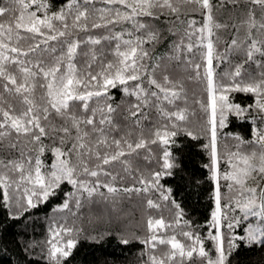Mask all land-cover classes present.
I'll return each mask as SVG.
<instances>
[{"label":"snow or ice","instance_id":"obj_1","mask_svg":"<svg viewBox=\"0 0 264 264\" xmlns=\"http://www.w3.org/2000/svg\"><path fill=\"white\" fill-rule=\"evenodd\" d=\"M236 122L247 139L225 131ZM182 140L208 154L203 225L161 183ZM0 152L6 218L50 206L44 239L16 241L37 264H66L86 209L116 223L122 194L173 211L140 235L120 227L142 264H231L238 240L264 246V0H0Z\"/></svg>","mask_w":264,"mask_h":264},{"label":"trees","instance_id":"obj_2","mask_svg":"<svg viewBox=\"0 0 264 264\" xmlns=\"http://www.w3.org/2000/svg\"><path fill=\"white\" fill-rule=\"evenodd\" d=\"M223 14H227V9ZM189 87L198 90L195 84H190ZM116 98H119L118 92ZM236 99L247 101V96H237ZM225 131L239 132L247 139L248 125L236 122ZM199 139L203 140L202 137ZM233 143L231 138L221 139L218 141V147L223 144L231 146ZM180 145L179 152H176L174 147V153L178 157L177 167L171 176L162 178L161 183L173 188L172 195L184 208L186 218L190 219L193 225H203L209 208L210 190L206 184L207 170L201 167V160L202 158L206 160L208 154L202 152L197 144L189 143V140H182ZM223 166V162H221V167L223 168ZM193 176H195L196 183L192 182ZM131 179V175L125 177L126 182H130ZM55 202L53 201V203ZM118 202L124 216L119 218L116 223L105 225L97 220L95 206L86 209L83 216L78 218V225L83 231L78 236V242L71 255L65 258L66 264H142L141 250L144 247L142 240L130 238L127 244L121 243L117 239L120 227H126L132 233L140 235L144 231L146 215H162L166 220L171 219L173 217L172 208L161 201L160 208L147 209L135 195L128 197L122 194ZM49 207L45 203L38 206L37 209L31 210L27 214L31 219L27 221L23 219L14 221L11 218H6L4 210L0 208V264H37L38 258L22 253V245L18 247L16 241L28 238L37 241L44 239L46 222L43 217L49 214ZM172 227L180 238L181 227L179 225ZM244 227V221L241 220L234 231L243 234ZM101 231L104 234L97 239L89 238L90 235H96ZM201 234L203 235V231ZM208 243L206 240V244ZM230 261L231 264H264V246L260 244L245 245L238 240L237 246L230 256Z\"/></svg>","mask_w":264,"mask_h":264}]
</instances>
